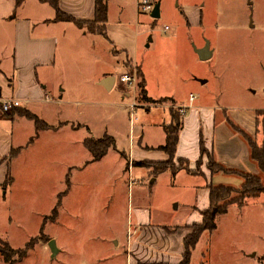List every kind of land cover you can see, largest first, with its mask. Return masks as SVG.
<instances>
[{
  "label": "rangeland",
  "instance_id": "374dc122",
  "mask_svg": "<svg viewBox=\"0 0 264 264\" xmlns=\"http://www.w3.org/2000/svg\"><path fill=\"white\" fill-rule=\"evenodd\" d=\"M126 1L108 0L105 36L92 39L77 34L78 30L65 33L58 67L69 70L64 78L66 96L59 100L58 91L61 96L65 90L61 85L49 89L50 93L44 91L46 95L35 100L39 102L35 112L51 126H58L63 116L88 125L97 135L112 132L117 149L129 158L134 151V128L135 132L144 130L145 140L159 142L174 111L181 120H188L183 137L187 155L193 157L199 136L204 147L214 146L224 165L235 162L252 173L249 145L241 133L258 143L263 139L262 117L259 123L256 120L257 113L264 111V0H165L158 19L151 14L137 15L131 0ZM186 4L202 11L199 24L189 23ZM207 42L214 56L202 61L196 49ZM13 47L8 26L0 25V71L11 69ZM116 60L131 70L133 85L98 97L100 105L85 104L79 94L81 78ZM135 62L145 73L150 97L167 99L165 102L144 106L148 102L139 96L141 78ZM58 82L56 78V85ZM191 95L196 97L194 103ZM107 100L117 105L106 107L102 102ZM135 101L137 107L131 111ZM3 102L0 117L5 113ZM2 119L0 143L9 141L13 131L15 145L29 146L36 133L34 122L22 119L12 128ZM44 132L33 145L22 149L17 161L11 159L9 183L0 186V239L20 250L33 241L27 256L16 264H141L127 261L130 246L139 237L137 210L149 211L152 224L170 230L202 222L196 210L206 201L199 190L207 184L200 176L204 156L208 164L217 160L210 149H205L201 165L194 167L199 176L186 171L154 176L146 162L142 164L145 168L129 164L112 149L104 159L86 166L91 161L81 144L90 136L86 129ZM160 152L144 150L143 154ZM259 175L264 185V175ZM212 182L240 189L243 179L219 174ZM216 223L214 232L203 233L190 264H264V195L249 199L242 208L230 205ZM51 240L57 247L62 242L69 245V253L53 258ZM0 264H6L1 256Z\"/></svg>",
  "mask_w": 264,
  "mask_h": 264
},
{
  "label": "crops",
  "instance_id": "0c3cea01",
  "mask_svg": "<svg viewBox=\"0 0 264 264\" xmlns=\"http://www.w3.org/2000/svg\"><path fill=\"white\" fill-rule=\"evenodd\" d=\"M139 0H131L133 6L136 7L137 15L139 14L137 10V4ZM155 4L156 0H152ZM165 0H159L158 3L163 5ZM122 2H127L126 0H122ZM95 3L96 0H59L61 10L73 16L77 20L81 21H93L95 19ZM109 7L110 16V5L107 0ZM185 15L190 24L196 25L199 24L202 20V11H199L191 4L185 5ZM55 19V10L45 2H40L39 0H24L21 5H17V0H0V25H7L9 28V33L11 35L13 41V49H12V59L13 64L10 70L3 72L0 71V88L2 90V101L5 99H13L21 101V106L18 108L25 109L32 114L36 115L39 119L40 116L35 112L36 104L39 102H35L36 98H40L46 94L43 92H49V89H52L54 86H62L65 90H61V96L59 93V100L63 101L67 89L65 87V75L68 73L65 67H58V58L60 55V47L61 43L64 40L65 33L74 32L78 30L77 34H81L83 37L90 36L92 39L95 34L88 33L86 30L80 29L72 23L66 22H54ZM108 24V23H107ZM82 32V33H81ZM203 48V47H202ZM201 49V48H200ZM211 49V47H210ZM112 50L109 51V56H111ZM214 56V51H213ZM212 56V57H213ZM134 62V61H133ZM139 66V70L143 76L146 86L147 97L151 100L158 101L159 99H154L150 97V91L148 90L149 84L146 81L145 73L143 69L139 65L138 62H135ZM129 68L125 65L121 64L117 60L114 61L110 67L99 71L98 73H94L91 76L86 74L83 78H81L79 87L80 97L84 100V103H90L94 105H100V100L98 97L106 96V94L113 93L118 89L119 92H122L125 88L126 83L121 81V77L124 75H129ZM55 77V80H54ZM56 78L59 79V82L56 85ZM7 91L9 93L7 94ZM21 95L31 97L22 98ZM129 95V91L125 93V96ZM70 99V98H69ZM90 99L92 101H90ZM124 99V97H123ZM26 100V101H25ZM66 104L70 102L65 101ZM106 107L116 106L117 103L113 101L107 100V102H102ZM144 103V102H142ZM142 105V104H141ZM153 106L155 104L152 103H144V106ZM78 112V111H77ZM80 112V111H79ZM7 119L13 128L18 121L22 119H27L25 117L14 116V117H5V113L0 117V119ZM2 119V120H3ZM29 120V119H27ZM172 119L170 120L171 124ZM45 122V121H44ZM46 123V122H45ZM188 124V120L183 119V126L180 132L179 145L177 150V158H183L190 161L191 170L194 171V167L197 166V163L201 159V142L198 136V140L196 142L197 146H193V157H190L186 153L185 144L183 141V137L187 134L186 126ZM35 124V123H34ZM47 124V123H46ZM167 124V125H169ZM49 128L46 130L40 131L38 137L44 131H59L63 129H71L73 131H79L80 129H86L89 133V137H86L81 141V144L84 146V141L88 138H93L95 140L101 139L105 136H110L115 140V148L112 150H116L119 155L127 159L128 163H133V165L144 162H166L169 159V156L165 152H160L154 154H148L145 156L143 154L144 150H153L159 149L161 146L165 145L167 140V134L160 136L159 142L152 141L149 139H144L145 134L144 130L141 128L140 132L132 131L133 139L131 140V147L134 148L133 154L130 152V157L128 158L125 152H121L117 149V141L114 133L109 131H103L100 135L94 134L93 130L90 129L88 125L85 124H75L71 121L65 120L63 116L60 117V123L57 126H51L47 124ZM165 125V126H167ZM215 126V124H214ZM162 129V128H161ZM36 130V126H35ZM37 133V131H36ZM36 133L33 137L36 136ZM45 133V132H44ZM166 133V132H165ZM215 133V128H214ZM137 134V135H136ZM14 132L12 131L11 137L9 141L0 143V147H4L1 149L2 155L0 154V186H3L5 181H9V166L12 163L11 159L14 158V161H17L22 149L28 148L29 146L35 143V140L29 143V146H20L18 143L14 142ZM93 135V136H92ZM97 135V136H96ZM141 135V137H140ZM36 139V138H35ZM200 143V144H199ZM247 144V143H246ZM136 145L139 148L136 150ZM16 147V148H15ZM85 147V146H84ZM207 150H211L212 153L215 152V158L217 159L220 165L227 169L238 170L245 173H250L246 168H243L242 165H239L233 162L232 165H224L217 158L218 151L216 152L214 146L204 147ZM248 147L247 155L248 159L252 163V173L258 177H261L259 173L262 172L259 169L258 164L252 159L251 149ZM14 149H20V152L13 158H11V152ZM86 149V148H85ZM87 150V149H86ZM111 151V149L109 150ZM108 151V153H109ZM234 151V150H233ZM88 152V151H87ZM107 153V154H108ZM217 153V154H216ZM89 154V152H88ZM106 154V155H107ZM105 155V156H106ZM105 156L102 158L104 159ZM133 157V159L131 158ZM143 157V158H142ZM146 157V159H145ZM205 158V159H204ZM204 170L202 172L201 177L205 178L206 188L199 190L202 191L205 201V204L202 206V209H207L209 205V186L213 184L212 180L218 176L219 174H215L212 176L208 169V161L204 156ZM101 159V160H102ZM198 159V160H197ZM233 159V158H229ZM100 161V160H99ZM191 161L194 165H192ZM96 161H89L86 163V166L90 165V163H94ZM85 166V167H86ZM145 168V166H141ZM7 168V169H6ZM7 170V171H6ZM130 172V171H129ZM180 173V172H179ZM227 175V174H225ZM263 175V174H262ZM190 176H199L197 174H190ZM233 176V175H232ZM13 181V179L11 180ZM197 207V206H196ZM198 208V207H197ZM196 210L198 213L202 210L198 208ZM138 214V226L136 229V233L139 234L138 240L134 243L133 246H130V254H127L128 263H141V264H181L184 261L185 254V238L191 234L192 229L191 226L194 224H199V222H195L192 224H187V226H174L176 229H168L164 225H156L152 224L149 216V211L137 210ZM50 242V241H49ZM57 244V243H56ZM83 247L88 248V245L85 244ZM59 252L56 256L64 258L65 255L69 253L68 248L69 245L62 242L58 247ZM192 259V257H191ZM64 261V260H63ZM64 264V263H62Z\"/></svg>",
  "mask_w": 264,
  "mask_h": 264
},
{
  "label": "trees",
  "instance_id": "16d2710c",
  "mask_svg": "<svg viewBox=\"0 0 264 264\" xmlns=\"http://www.w3.org/2000/svg\"><path fill=\"white\" fill-rule=\"evenodd\" d=\"M24 0H17V5H21ZM40 2L48 3L55 10L54 22H66L72 23L80 29L86 30L88 33L105 36L107 31L109 7L107 0H96L95 3V19L93 21H81L75 19L73 16L64 13L59 4V0H39ZM139 71V77L141 81L138 84L140 90L141 101L160 104L167 99L161 101H154L147 97L145 81ZM0 107H2V90L0 88ZM20 116L25 117L35 123L36 136L32 138L31 143L38 137L40 131L46 130L49 126L36 115L25 109L13 108L10 112H5V117ZM262 117L261 125L263 139L261 143L252 140L244 133L241 135L247 141L250 149L252 159L258 164L260 171L264 175V111L257 113V122ZM171 124L164 127L167 134V140L165 145L159 149L165 152L169 159L166 162H146V166L150 168L154 176H159L167 171L177 175L181 171H186L189 174H197L191 170L190 161L183 158H177V150L180 139V132L183 126V120L179 115H176L174 111H171ZM84 146L89 152L92 161L101 160L110 149L115 148V140L110 136H105L102 139L88 138L84 141ZM201 158L205 152L203 143L201 142ZM20 152V149H14L11 152V158L15 157ZM180 166L176 167L175 163ZM201 159L197 163V166L201 165ZM143 163L140 165L142 166ZM208 169L212 176L215 174L223 173L227 175H237L243 179V184L240 189H235L228 186H209V205L208 208L200 211L202 222L194 224L192 226V232L185 238V254L184 261L181 264H190L192 252L196 248L200 238L204 232H214L217 229L216 219L218 216L226 214L228 208L232 204L238 205L240 208L244 207L247 201L251 198H255L264 195V185L261 177L253 175L251 173H245L238 170L227 169L220 165L216 161H210ZM9 182L6 181L3 186H6ZM56 209L54 210V212ZM33 247V241L27 244L25 249H14L11 245L0 239V256L6 264H16L22 261L28 254V251Z\"/></svg>",
  "mask_w": 264,
  "mask_h": 264
},
{
  "label": "built area",
  "instance_id": "2783aa9c",
  "mask_svg": "<svg viewBox=\"0 0 264 264\" xmlns=\"http://www.w3.org/2000/svg\"><path fill=\"white\" fill-rule=\"evenodd\" d=\"M155 3L152 0H139L137 4V10L139 13L143 14H152L154 8H155ZM168 28H166L167 30ZM121 81L123 83L133 85V82L135 79L133 77H130L129 75H124L121 77ZM196 100V97L194 95H191L190 97V102L194 103ZM3 102V101H2ZM21 106V102L18 100H13L9 99L8 102H3V111L4 112H10L13 108H18ZM137 107V103L131 105V111H134V109Z\"/></svg>",
  "mask_w": 264,
  "mask_h": 264
},
{
  "label": "water",
  "instance_id": "95a60500",
  "mask_svg": "<svg viewBox=\"0 0 264 264\" xmlns=\"http://www.w3.org/2000/svg\"><path fill=\"white\" fill-rule=\"evenodd\" d=\"M160 9H161V4L156 3L155 8L151 14L152 18L158 19L160 17ZM196 53L198 54L199 58L202 61H207L210 60L213 56V51L210 49V44L209 42L206 43V45L201 48V49H196ZM202 83H205V81H201ZM49 247L52 252V257L55 258L59 252V249L57 248L56 241L51 240L49 242Z\"/></svg>",
  "mask_w": 264,
  "mask_h": 264
}]
</instances>
